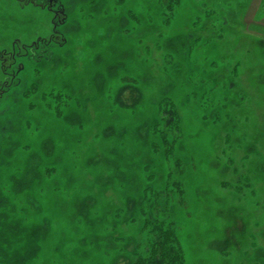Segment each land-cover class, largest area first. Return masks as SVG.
Instances as JSON below:
<instances>
[{
	"label": "rangeland",
	"instance_id": "374dc122",
	"mask_svg": "<svg viewBox=\"0 0 264 264\" xmlns=\"http://www.w3.org/2000/svg\"><path fill=\"white\" fill-rule=\"evenodd\" d=\"M166 2L0 0V264H131L144 221L182 264H264V0Z\"/></svg>",
	"mask_w": 264,
	"mask_h": 264
},
{
	"label": "snow or ice",
	"instance_id": "6c2138e0",
	"mask_svg": "<svg viewBox=\"0 0 264 264\" xmlns=\"http://www.w3.org/2000/svg\"><path fill=\"white\" fill-rule=\"evenodd\" d=\"M205 30H207V26H205ZM212 35H215V33L213 32ZM110 36L111 33H108L107 35L101 33V37L103 39H109ZM192 39H199V37L197 36L184 37L179 34H176L174 37L167 38L168 48L179 58L176 67L180 68L181 62L183 63L184 66H186L183 71H177L175 73L176 78L178 80H183L186 84L188 83L187 74L191 72L199 71L198 68H193L192 65L188 63V59H187L188 43ZM157 63H159V61H157ZM226 77H227L226 68L217 71L209 76L210 79L216 82H222L225 80ZM261 82L264 83V80H262ZM142 83L146 88L158 87L161 88L162 90H165V86L161 84L159 80V73L156 71L155 68H152L150 71H145ZM142 100H144V97L142 95L137 97L136 93H131V92L122 97V102L125 104L128 103L136 104L141 102ZM146 102L149 104H155L157 100L155 96L149 94ZM260 139L264 140V129L261 130ZM262 147H264V145H262ZM133 154L138 155L139 153H133ZM129 163H132L131 158L129 159ZM38 165H39V161L37 160L34 166L38 167ZM109 167L112 169V171L108 172L105 175L100 176L96 181V183L101 185L102 188L113 187L114 181H119L121 183L128 184L130 187L135 185L134 165L132 168H128L127 175L125 174V170L121 168L119 165H109ZM125 167L127 168L128 166L125 165ZM31 178L32 177L30 173L24 177V180L26 182L25 187H27V182H29ZM103 195L109 196L111 195V193L105 191L103 192ZM226 219H231V217H226ZM35 239L38 240L39 237H35ZM108 243H111V241H108Z\"/></svg>",
	"mask_w": 264,
	"mask_h": 264
},
{
	"label": "trees",
	"instance_id": "16d2710c",
	"mask_svg": "<svg viewBox=\"0 0 264 264\" xmlns=\"http://www.w3.org/2000/svg\"><path fill=\"white\" fill-rule=\"evenodd\" d=\"M166 1L164 6L166 12H171L179 0ZM163 16L166 23L168 16L166 14ZM159 223L156 221L155 224H150L144 221L143 231L149 233V236H146L148 238L145 243L143 242L141 245L137 244L136 250L138 254L135 252L131 264H182L183 255L175 235L176 233L169 229V226L160 229ZM153 229L156 230L154 234H152L154 232Z\"/></svg>",
	"mask_w": 264,
	"mask_h": 264
},
{
	"label": "crops",
	"instance_id": "0c3cea01",
	"mask_svg": "<svg viewBox=\"0 0 264 264\" xmlns=\"http://www.w3.org/2000/svg\"><path fill=\"white\" fill-rule=\"evenodd\" d=\"M259 25L262 26L261 31H263V33H264V20H263L262 22H259ZM261 33H262V32H261ZM261 33H258V34L261 35Z\"/></svg>",
	"mask_w": 264,
	"mask_h": 264
}]
</instances>
